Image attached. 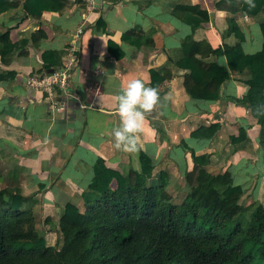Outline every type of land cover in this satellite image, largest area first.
I'll list each match as a JSON object with an SVG mask.
<instances>
[{"label":"crops","instance_id":"crops-1","mask_svg":"<svg viewBox=\"0 0 264 264\" xmlns=\"http://www.w3.org/2000/svg\"><path fill=\"white\" fill-rule=\"evenodd\" d=\"M69 1L73 4L65 13L44 12L38 20L26 17L22 6L0 15V33L9 32L13 43L29 41L26 54L10 56L9 63L0 57V75L14 74L0 80V191L21 192L23 209L33 215L37 232L49 244L60 248L59 223L65 208L70 203L83 208L81 196L99 159L129 176L140 172V153L147 154L154 177L167 175L166 192L175 205L186 197L176 204L173 192L180 188L187 195L189 183L195 182L202 168L212 174L229 170L234 181L242 175L246 181L239 177L237 185L245 191L246 182L255 181V195L258 188L264 189V174H258L254 162V156L261 155V128L249 110L231 101L248 94L249 73L233 74L222 86L219 100L205 101L187 93L184 83L191 71L175 65L182 42L192 34L179 6L192 4L209 12L211 20L196 32L197 41L207 40L213 48L234 44L228 24L231 13L217 8L219 0H96L92 9L86 0ZM101 17L105 31L97 26ZM237 22L246 37L244 51L261 50L259 21L238 14ZM81 27L84 33L78 37ZM36 32L37 44L32 40ZM70 47L76 49L79 63L65 91L50 96L26 87L29 75L44 74V52L60 53L64 63ZM152 71L166 77L156 87L160 103L146 114L137 149L116 150L112 130L120 121L114 97L133 78L153 87ZM213 124H220V129L212 139L192 137ZM241 126L247 127L252 151H236L230 143ZM191 151L197 156L208 154L209 164H194Z\"/></svg>","mask_w":264,"mask_h":264},{"label":"trees","instance_id":"trees-1","mask_svg":"<svg viewBox=\"0 0 264 264\" xmlns=\"http://www.w3.org/2000/svg\"><path fill=\"white\" fill-rule=\"evenodd\" d=\"M72 4L69 0H0V15L22 6L26 17L38 20L48 11L63 14ZM216 6L231 13L228 24L234 44L213 48L207 40L197 41L196 32L211 20L209 12L192 4L179 6L192 34L182 42L175 65L191 71L184 83L187 93L205 101L219 100L222 86L233 74L249 73L248 94L231 101L257 120L264 162V0H219ZM236 14L259 21L263 45L258 52L244 51L246 37ZM97 26L107 29L102 17ZM32 40L37 44L39 33ZM28 44V40L13 43L9 32L0 33L2 62L26 54ZM75 56L79 63L77 51ZM42 59L44 74L63 66L58 52L46 51ZM9 76L14 74L0 75V80ZM164 80L152 71L153 87ZM219 129L220 124L202 127L192 137L212 139ZM230 143L236 151L253 150L247 127L241 126ZM191 155L194 164H209L208 154L197 156L191 151ZM139 161L140 172L129 176L108 168L102 159L97 161L94 178L81 196L83 208L71 203L65 208L59 223L60 248L37 232L33 215L23 209L21 192L1 190L0 264H264V202L244 207L246 191L235 184L231 171L212 174L202 168L195 182L189 183L185 201L175 205L166 192L167 175L154 177L152 159L143 152ZM250 208L252 216L247 219Z\"/></svg>","mask_w":264,"mask_h":264},{"label":"clouds","instance_id":"clouds-1","mask_svg":"<svg viewBox=\"0 0 264 264\" xmlns=\"http://www.w3.org/2000/svg\"><path fill=\"white\" fill-rule=\"evenodd\" d=\"M114 99L120 121L119 126L112 130L114 147L116 150L134 152L137 149V135L144 125L146 114L151 113L160 103L159 92L155 87L146 86L141 79L133 78Z\"/></svg>","mask_w":264,"mask_h":264},{"label":"built area","instance_id":"built-area-1","mask_svg":"<svg viewBox=\"0 0 264 264\" xmlns=\"http://www.w3.org/2000/svg\"><path fill=\"white\" fill-rule=\"evenodd\" d=\"M89 3V8H95L96 0H86ZM83 33V28L78 29V34ZM76 49L70 47L68 49V59L63 63V66L54 70L51 74H32L29 75L26 81V87L29 90L43 91L48 95H53L57 90H66L69 85V78L72 71L78 65V59L75 56Z\"/></svg>","mask_w":264,"mask_h":264},{"label":"rangeland","instance_id":"rangeland-1","mask_svg":"<svg viewBox=\"0 0 264 264\" xmlns=\"http://www.w3.org/2000/svg\"><path fill=\"white\" fill-rule=\"evenodd\" d=\"M246 51H248V49L246 48ZM252 154V153H251ZM256 155V154H255ZM257 161V163H258V169H259V171H258V174H260V176L261 175H263L264 174V162H263V160H262V155H260V156H258V157H256V156H254V162H256ZM254 165H256L255 163H253L252 164V166H254ZM255 169V168H254ZM256 171H257V168H256ZM238 177H237V180L235 181L236 182V184H237V181L240 179V178H242L243 179V181H246V179H245V177H242V175L240 176V175H237ZM256 176H257V174H256ZM259 176V175H258ZM240 177V178H239ZM247 180H249V179H247ZM262 180H264V176L262 177ZM243 181H241L240 180V182H243ZM250 182V181H249ZM257 182H258V186L257 187H259L260 186V180H258L257 179ZM246 184H248V185H246L247 186V191H246V195H244V197H243V199H242V201H241V204L244 206V207H248V206H251V205H253V204H258V202L259 201H263L264 202V189H262V190H259V188H258V191H260V192H258L256 195L254 194V184H255V181H254V183L253 184H251L250 183V185H249V183L248 182H246ZM251 185H252V187H251ZM181 189L180 188H177V192H173L174 193V195H173V197H174V200H175V203L176 204H180V203H182V201L184 200V198L186 197L187 198V196H188V194H189V192L187 193V195H186V193L185 192H183V191H180ZM173 191V190H172ZM178 191H180V192H178ZM252 214V209L250 208V210L246 213V217H247V219H251V215Z\"/></svg>","mask_w":264,"mask_h":264},{"label":"water","instance_id":"water-1","mask_svg":"<svg viewBox=\"0 0 264 264\" xmlns=\"http://www.w3.org/2000/svg\"><path fill=\"white\" fill-rule=\"evenodd\" d=\"M54 72V70H51L49 73H53Z\"/></svg>","mask_w":264,"mask_h":264}]
</instances>
